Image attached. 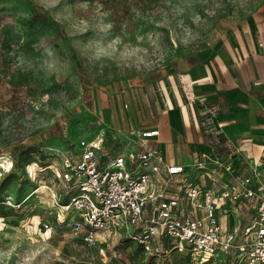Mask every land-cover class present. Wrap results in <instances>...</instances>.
I'll use <instances>...</instances> for the list:
<instances>
[{"label": "rangeland", "instance_id": "rangeland-1", "mask_svg": "<svg viewBox=\"0 0 264 264\" xmlns=\"http://www.w3.org/2000/svg\"><path fill=\"white\" fill-rule=\"evenodd\" d=\"M263 27L264 0H0V264H196L122 234L88 245L60 208L72 190L56 170L80 138H103L102 160L128 153L132 113L161 116L152 83L166 67L234 35L259 40ZM114 40L113 56L96 59V42Z\"/></svg>", "mask_w": 264, "mask_h": 264}, {"label": "built area", "instance_id": "built-area-1", "mask_svg": "<svg viewBox=\"0 0 264 264\" xmlns=\"http://www.w3.org/2000/svg\"><path fill=\"white\" fill-rule=\"evenodd\" d=\"M158 134L142 130L143 148L103 160V138H80L62 157L56 176L72 192L59 205L73 233L90 246L122 234L148 254L179 252L196 264H264V161L242 157L240 172L232 154L211 162L201 153L192 165L199 172L190 174L145 146Z\"/></svg>", "mask_w": 264, "mask_h": 264}, {"label": "crops", "instance_id": "crops-1", "mask_svg": "<svg viewBox=\"0 0 264 264\" xmlns=\"http://www.w3.org/2000/svg\"><path fill=\"white\" fill-rule=\"evenodd\" d=\"M259 37L234 35L188 50L178 65L166 67L152 83L161 116L132 113L131 128L140 132L130 150L143 148L142 130L158 129L145 146L159 147L168 162L184 164L190 174L199 172L192 165L201 153L211 162L232 154L240 172L246 168L242 157L264 161V27Z\"/></svg>", "mask_w": 264, "mask_h": 264}, {"label": "clouds", "instance_id": "clouds-1", "mask_svg": "<svg viewBox=\"0 0 264 264\" xmlns=\"http://www.w3.org/2000/svg\"><path fill=\"white\" fill-rule=\"evenodd\" d=\"M48 2L55 5V4L59 3V0H48ZM81 7L87 8L88 5L85 4V5H82ZM100 7H102V6L97 5L98 9ZM90 27H91V25L89 24L88 20L81 19L75 25V32L83 35L84 33H86L90 29ZM112 27H113V25L111 23H109V24L103 25L101 30L103 32L107 33L112 29ZM116 44H117V40H114L107 45H105L101 41H97L96 45H95V50H94L95 58L96 59L111 58L113 56V54L117 51ZM48 55H49V57L54 56V54L51 51L48 52ZM121 55H123V53ZM57 62H58L57 60L52 59L50 61H46L45 63L47 64V67L49 70H55Z\"/></svg>", "mask_w": 264, "mask_h": 264}, {"label": "trees", "instance_id": "trees-1", "mask_svg": "<svg viewBox=\"0 0 264 264\" xmlns=\"http://www.w3.org/2000/svg\"><path fill=\"white\" fill-rule=\"evenodd\" d=\"M39 15L37 14V13H33L28 19H32V20H34V19H44L45 17H38ZM141 248V247H140ZM142 249V248H141ZM188 259H189V257H188Z\"/></svg>", "mask_w": 264, "mask_h": 264}]
</instances>
